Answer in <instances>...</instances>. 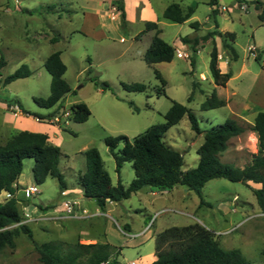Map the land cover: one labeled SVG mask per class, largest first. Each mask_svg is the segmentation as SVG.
Returning a JSON list of instances; mask_svg holds the SVG:
<instances>
[{"label": "rangeland", "instance_id": "374dc122", "mask_svg": "<svg viewBox=\"0 0 264 264\" xmlns=\"http://www.w3.org/2000/svg\"><path fill=\"white\" fill-rule=\"evenodd\" d=\"M209 1L124 0L123 21L113 0H0V61L2 57L5 61L0 70V100L12 98V106L8 103L6 109L14 113L18 111L17 100L25 110L38 115L56 111L59 126L45 124L58 128L48 131V137L50 144L61 149L59 166L67 183L65 190L53 177L37 184L32 174L33 160L25 161L22 184L15 197L23 218L20 225H27L33 238L21 233L14 250L0 253V264H42L37 246L52 241L64 242L68 255L82 253L79 261L83 263L90 254L74 246L109 243L114 247L111 257L127 264L139 260L142 250L155 246L153 240L139 245L142 238H133L145 227L153 235L156 231L190 224L205 227L224 249L240 250L251 264H264V212L253 191L242 183L211 180L202 189L204 204L195 192L183 186L171 191L146 188L128 200L109 202L105 210L84 196L81 203L76 202L80 195L77 190L81 189L79 177L86 171L84 153L90 148L99 150L115 186L119 178L124 187L130 186L135 178L132 162L126 163L119 175L105 139L127 136L133 142L150 127L164 124L171 100L191 109L203 131L228 120H236L246 129L230 141L228 150L221 155L223 162L244 168L253 153L259 151L253 126L256 115L264 112V22L255 2L264 0H219L218 30L237 35L232 45L239 55L237 61H232L222 40L215 37L221 66L226 73L233 74L226 87L215 85L211 75L213 41L196 54L194 68L190 61L192 50L181 42V37L200 38L216 30ZM173 3L179 4L184 12L189 7H195L196 12L185 23L172 22L163 13ZM147 22L158 23L160 37L176 49L172 62L146 63L144 56L155 36V31L142 34ZM192 22L201 24L198 31L191 27ZM58 51L67 66L64 77L72 92L63 101L64 109H43L34 99L50 95L52 78L44 64ZM259 55L260 64L255 60ZM22 65H27L32 75L4 85L5 78ZM156 71L167 81L168 97L157 94L161 83ZM194 82L199 88L189 102ZM136 83L146 85L147 91L129 92L123 86ZM214 89L225 105L203 111L201 105ZM71 102L89 106L92 115L87 122L75 123L72 114H64L70 110ZM3 137L0 128V142ZM165 141L182 153L184 172L197 166L204 135L192 130L187 116L166 133ZM33 187L39 192L29 194L27 190ZM9 197L8 193H2L0 202Z\"/></svg>", "mask_w": 264, "mask_h": 264}, {"label": "trees", "instance_id": "16d2710c", "mask_svg": "<svg viewBox=\"0 0 264 264\" xmlns=\"http://www.w3.org/2000/svg\"><path fill=\"white\" fill-rule=\"evenodd\" d=\"M219 0H210L212 16L215 18L216 30L200 38L189 36L181 37V42L191 46V65L196 66V54L204 45L213 41L211 52L210 71L215 85L226 87L233 77L231 71L223 73L220 69L219 50L215 37L222 40L223 48L228 51L232 61H237L239 55L232 45L237 35L231 32L219 31V24L216 20L219 15L217 8ZM256 8L260 10L259 18L264 22V3L256 1ZM113 5L121 13L122 20H126L124 0H113ZM196 8L189 7L187 12L177 3L169 5L164 13V18L175 22L185 23L195 14ZM191 27L198 31L201 27L199 22H192ZM155 31V36L147 49L144 59L147 64L170 63L176 57V49L160 37L161 29L156 22L145 24L146 33ZM264 52V51H263ZM260 64L261 56L255 57ZM5 65L4 58L0 61V70ZM45 69L51 75V93L46 98H35V103L43 109L56 110L63 108L65 97L72 92L71 86L65 79L67 66L62 60L61 52H54L45 61ZM264 69V66L262 67ZM32 71L27 65H22L15 73L4 80V85L11 84L19 79L28 78ZM156 77L160 80L161 86L157 89L159 96H167L165 87L167 81L159 71ZM129 92H145L147 86L144 84H123ZM199 84L194 82L193 93L189 102L193 101L194 93ZM20 112L27 117H33L41 123H50L59 126L55 121L56 111L49 115H38L23 108L20 102L16 101ZM12 105V101H9ZM131 107H135L130 102ZM225 102L220 99L214 89L212 95L207 97L201 105L203 111L221 108ZM135 110L138 109L135 107ZM72 121L85 123L89 120L92 112L85 103L73 104L70 107ZM188 117L192 130L196 134L204 135V143L198 150L200 156L197 166L186 172L182 170L184 158L180 151L174 149L165 141L166 133L173 127L180 124L184 117ZM61 127V126H60ZM66 130V128L61 127ZM246 129L236 120H228L203 131L194 112L183 104L171 100V107L165 114V123L154 125L146 132L137 136L133 142L127 136L108 137L105 143L116 164V171L120 175L123 166L132 162L135 178L128 188L124 187L120 178L118 185L113 184L112 178L105 168L104 160L97 148H90L85 151L86 171L79 177L78 184L83 190L84 197L95 200L101 210H105L109 202L119 203L128 200L132 194L143 189L173 190L176 186H183L189 191L195 192L202 199V189L214 179H226L233 183H242L250 188L258 206L264 212V112H259L254 121L253 131L256 132L259 140V153L252 155L251 162L244 168L237 167L233 163H226L221 160V155L228 150L230 141L244 134ZM123 147L120 148V144ZM62 153L58 146L49 143L46 134L21 131L15 133L5 144H0V195L4 192L10 197L0 202V253L5 250L16 248V239L23 233L33 238L32 232L27 225H20L23 221L18 208L15 195L19 191V180L24 171V163L27 159L34 162L32 174L35 182L44 184L49 177L56 178L60 188L65 190L67 183L60 170V159ZM260 185L259 188L250 184ZM20 225L17 229H10L11 226ZM67 246L64 242H46L37 246L42 264H101L111 258L114 247L109 244L103 245H76L73 248L85 249L90 254L86 263L80 262L82 253L66 254ZM157 260L152 264H251L249 260L238 249L227 250L213 238V234L199 224H190L183 227H171L165 229L156 236Z\"/></svg>", "mask_w": 264, "mask_h": 264}, {"label": "crops", "instance_id": "0c3cea01", "mask_svg": "<svg viewBox=\"0 0 264 264\" xmlns=\"http://www.w3.org/2000/svg\"><path fill=\"white\" fill-rule=\"evenodd\" d=\"M188 46L191 49V46L190 45ZM220 68L223 73H226V69L222 68L221 62H220ZM11 99L12 98L5 97L2 100H0V128L4 136L3 137L4 141L0 142V144H5L15 133H18L21 131H29V132H34V133H42V134L50 135L48 131L51 132L54 129L56 130L58 129L57 127L50 126L49 124L38 122L33 117L24 116L19 110L16 113L8 111L6 108ZM17 101L19 102V100ZM77 103H82V102H71L70 107L73 104H77ZM36 125L38 126L36 127ZM258 153L259 151L257 153H253V155L258 154ZM21 184L22 182L19 180V185L21 186ZM255 188H259V187H255ZM77 192H80L78 193L80 194L79 195L80 198L78 196L77 197L78 200L76 202L81 203L84 198L83 190L80 189V190H77ZM163 231H160V232L156 231L153 233V235L151 234L149 235L150 229H147V227H145L143 230H141L137 234H134L133 238H136V237L142 238V240L139 242V245H142L147 240H153L155 242V246L152 249H147L145 251L142 250L139 260L131 261L130 263L134 262L135 264H140V263L152 264L153 262H155L158 259L156 256V236ZM130 263H127V264H130Z\"/></svg>", "mask_w": 264, "mask_h": 264}, {"label": "built area", "instance_id": "2783aa9c", "mask_svg": "<svg viewBox=\"0 0 264 264\" xmlns=\"http://www.w3.org/2000/svg\"><path fill=\"white\" fill-rule=\"evenodd\" d=\"M179 55H181V57H182L183 54L179 53ZM11 106H12V105H11ZM17 110H19L18 105H17ZM64 114H65L66 116H71L72 113H71V111L69 110V111H66V112L64 111ZM55 121L58 122V121H59V118L56 117V120H55ZM27 192H29V194H35V193L39 192V190H38L37 187H33V188H29V189L27 190ZM101 264H123V263H120V262H118L117 259H115L114 257H111V258H109L108 260L102 262ZM130 264H135V263L132 262V263H130Z\"/></svg>", "mask_w": 264, "mask_h": 264}, {"label": "bare ground", "instance_id": "6f19581e", "mask_svg": "<svg viewBox=\"0 0 264 264\" xmlns=\"http://www.w3.org/2000/svg\"><path fill=\"white\" fill-rule=\"evenodd\" d=\"M179 57H181V55H179Z\"/></svg>", "mask_w": 264, "mask_h": 264}]
</instances>
